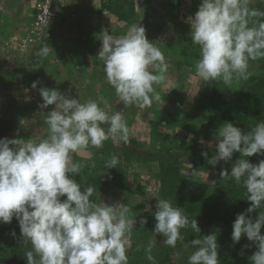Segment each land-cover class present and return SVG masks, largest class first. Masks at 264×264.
<instances>
[{"label":"clouds","instance_id":"obj_1","mask_svg":"<svg viewBox=\"0 0 264 264\" xmlns=\"http://www.w3.org/2000/svg\"><path fill=\"white\" fill-rule=\"evenodd\" d=\"M249 3L201 0L195 14L188 17L191 43L200 49L196 75L203 81L222 80L230 85L248 80L252 75L249 61L264 58V11L250 8ZM99 37L102 46L97 58L103 62L106 82L118 100L142 109L160 103L154 85L165 80L168 63L158 44L147 38L146 29L133 24L120 37L102 29ZM48 52L47 46L35 52L39 60L35 68ZM39 83L33 81L32 88ZM39 94L43 101L40 108L54 106L44 121L47 138L39 142L0 139V224H11L14 217L18 221L19 242L31 245L24 254L27 264H129L127 251L136 223V218H130L132 210L119 202H93L94 187L82 189L75 179L85 165L72 159L73 153L103 148L109 139L127 144L129 129L122 113L112 112V104L100 96L82 103L58 89L42 87ZM216 141L210 159L207 152L201 155L215 167L239 153L230 172L222 169L220 177L242 183L244 197L250 201V206L236 215L231 239L237 244L246 237L256 248L249 257L251 264H264V213L255 219L250 215L264 204V159L258 164L248 159L264 156V122L251 131L225 122ZM200 142L204 143L203 139ZM118 163L113 154L104 167L114 169ZM155 207L151 213L156 221L153 239L144 248L148 261L157 264L152 254L157 235L164 238L165 245L175 248L183 239L181 230L190 227L198 238L190 241L195 250L187 264H220L216 232L201 235L197 220H190L168 199H157ZM147 222L141 217V228ZM11 235L16 237V232Z\"/></svg>","mask_w":264,"mask_h":264},{"label":"trees","instance_id":"obj_2","mask_svg":"<svg viewBox=\"0 0 264 264\" xmlns=\"http://www.w3.org/2000/svg\"><path fill=\"white\" fill-rule=\"evenodd\" d=\"M186 1L188 0H148V2L146 0L147 7L145 12L143 9L145 4L141 8L143 14H140L141 12H139L137 7L139 0H98V4H93L96 7L95 9L91 8V10L98 13L97 18L102 16L115 17L120 28L122 26L125 30V32L117 30L115 34L116 30L113 31L111 29L109 34L113 35V37L123 36L133 24L139 25L140 18L145 21L144 23L142 22L143 27L150 28L153 31L159 32L166 27L169 30H173L175 43L168 39L162 40L160 49L166 58L168 66L171 65L182 71L181 79L183 80L181 82L183 87H181L180 79L176 72L173 83L166 82L167 79L165 78L160 84L154 85L161 96V102H156V106L161 111L160 115L162 120L165 121L166 132H168L162 134V138L156 141L157 146L153 145L151 150L144 153H133L132 150H126L123 153L118 145L109 139L104 142V146L101 149L90 147L84 152L87 155L85 157H80L73 153L74 160L85 165L80 174L75 176V179L81 184L82 189L92 186L94 189L99 188L101 192L115 194L118 191L111 188L114 179L121 178L119 181L123 185L128 179L126 176L127 169L138 161L155 163L157 164L160 177V197L158 196L157 199L170 200L174 207L182 208V211L188 214L190 220L196 219L201 229V235L216 232L220 264H251L249 257L256 251L253 243L246 237H242L237 244H233L231 239L232 225L236 215L244 212L250 206V201H247L246 197H244L246 189L242 183L237 184L234 179L223 180L220 177L222 169H228L230 172L231 164L238 158L239 153H234L232 161L228 163L221 161L215 167L208 164L207 159L201 153L207 152L208 159L215 153L217 131L225 122L233 123L241 128L242 131H251L257 124L264 122V58L249 61L248 70L252 75L248 80L234 81L230 85H225L222 80L205 82L199 78L197 87L193 88L192 84L188 85V79L196 74L195 65L196 61L200 59V49L196 45V51L192 56L185 47L181 46V49L178 47L179 42L182 43V41L183 44L190 43L192 45L190 31L185 34V31L181 30L180 26L178 27V20L182 18L180 14L182 9L185 10ZM192 2L193 4L195 3L192 7L187 8L186 6L188 11L183 17L185 21L189 16L195 14L201 0H192ZM82 4V0H71L69 8L73 9L76 14L74 19L68 15L61 16L59 23L67 22L68 19H70V22L62 27L57 25L55 29L48 30L46 32L47 36H34L33 41L24 46L28 47L32 44L34 47H32L33 49H26V55L24 54L22 58L25 64L19 63L21 59H18V55L20 57L22 53L12 55V61H14L16 66L14 69L16 74H20L23 79H26L25 85L20 81L13 83L15 87H22L23 85L26 86L25 90L30 91L33 89V81H39L41 83L38 84L39 86L42 85V82L45 84L47 81L45 80L44 82L42 80L43 68L40 69L39 67L37 69L34 67L39 62L35 52L41 46L49 48L47 56L41 60L39 65L46 66L43 69L46 70L50 54L55 53V57L51 60L53 62L62 61V55L67 56L64 54V47L73 41L74 38L71 33L76 34L79 38L84 37L82 40L85 42L91 40L90 37L93 35L91 31L83 29V27L87 28L90 26L89 23H87L88 26L85 24L86 19H84L87 15H85V12L89 10V7L86 6V3ZM249 7L264 11V0H250ZM33 8L34 14L31 17L29 26L25 28L26 30L21 35L22 37L25 36L27 30L32 28V24L35 21L37 11L34 6ZM71 20H75L78 23L74 21L73 23ZM249 26H251V23ZM64 27L69 30L66 31L63 29ZM147 32L149 31H146V36L148 35ZM17 38L15 39L17 40ZM94 38L98 37L94 35ZM10 41L11 39L1 38L0 44L5 42L9 44ZM5 46L8 48V45L5 44ZM10 48L12 49V45H10ZM59 52L60 54H58ZM18 66H23V69ZM251 66L254 68H250ZM95 67L98 69L97 72L102 71L101 66L97 65ZM51 80L55 81L53 76H51ZM5 82H9V78ZM113 92L111 91L110 95H107V98L112 102L117 99L113 97ZM36 93H38L36 94L38 97H41L39 91H36ZM116 102L113 106H117L119 110L126 106L120 101L116 100ZM168 105H170V108L166 107ZM135 108L141 109L137 106ZM112 112H117V108L112 109ZM10 128L0 120V139L7 137ZM170 131L175 134V138L171 139ZM201 139H203L204 143L200 142ZM113 154L119 158L117 168L109 169V174L93 170L90 165L93 160L98 162L109 160ZM248 159L251 163L258 164L261 159H264V156L254 155ZM186 165L190 166L193 172L190 174L183 173V168ZM213 173L215 174L213 178L211 176L207 181L204 179L203 176H210ZM138 177L139 175H136L134 180L137 181ZM90 199L96 202L95 193ZM125 205L132 210L130 218H136V223L132 230L133 235L131 236L133 241L131 240V247L129 248L131 251L128 257L129 264H152L146 259L144 248L153 239L152 231L156 223L155 218L152 214L149 217L141 215L128 202ZM155 206L156 203L153 205L152 212L156 210ZM260 213H264V204L250 215L255 219ZM141 217L147 218L148 221L143 228H141L139 223ZM13 230L16 232V237L11 235ZM261 234H264V229L261 230ZM181 235L183 239L177 241L175 248L165 245L163 243L164 238L157 235L152 251L157 264H187L188 256L195 250L191 246L190 241L198 238V234L188 227L181 230ZM20 240V228L15 217L11 224H0V262L3 264H27L24 254L26 251L31 250V245L24 246L19 242ZM246 244L250 245V247L244 248L243 245ZM243 248L244 250L240 251ZM179 250L183 252V257L178 255V259H175V253L177 254Z\"/></svg>","mask_w":264,"mask_h":264},{"label":"rangeland","instance_id":"obj_3","mask_svg":"<svg viewBox=\"0 0 264 264\" xmlns=\"http://www.w3.org/2000/svg\"><path fill=\"white\" fill-rule=\"evenodd\" d=\"M148 2V0H147ZM167 2V1H166ZM194 2V1H193ZM192 0L186 1L185 4V10L182 9L180 18L178 20V27L180 26L181 30L185 31V34H187L190 29V25L187 23V20H184V16L186 14L187 8L192 7L193 4ZM99 3V2H98ZM139 3V4H138ZM145 4V5H144ZM190 4V5H189ZM144 5V6H143ZM143 6L144 12L147 7L146 5V0H139L137 2V7L139 9L140 14H143V10L141 9ZM187 6V8H186ZM193 16V14L191 15ZM112 17V16H110ZM188 17V16H187ZM186 18V17H185ZM113 22H111V29L115 31V34L117 33V30L120 32H125L123 27L119 26L117 23V20L115 17L111 18ZM145 22L144 19L140 18L139 24H142ZM174 27V25H173ZM146 29L148 35L147 38L149 41L155 42L158 44L160 47L161 41L168 39L171 42H174V31L167 29L168 27L164 28L162 31L156 32L151 30L150 28L144 27ZM183 32V31H182ZM175 43V42H174ZM12 49L16 50L15 52H12L13 55H18V53H22L26 55V49L27 48H32V44L28 47H19L15 42H12ZM2 46V47H1ZM35 46V45H34ZM181 46L185 47L190 55H194L196 45L190 43H182L179 42L178 47L181 49ZM5 43L0 44V120L3 121L5 124L8 125L10 130L7 133L6 138H23L25 140L31 139L36 142H39L41 139H45L48 136V132L46 131V125L44 123L46 119V115L48 111L52 109L54 106H49L48 108H40L39 105L43 102L41 97H38V93H36V89H32L30 91L25 90L26 86H23L26 84V79H23L20 74H16L15 69V63L12 61V57L9 56L7 58H3V56H6L8 54L7 50L10 48L8 46L7 49ZM34 48V47H33ZM32 48V49H33ZM4 49V50H3ZM5 53V55H1ZM29 54V53H28ZM55 54V53H54ZM53 54V55H54ZM57 54V53H56ZM60 54V52L58 53ZM30 55V54H29ZM24 56V55H23ZM23 56L21 55L18 59H21L19 62L20 64H25L24 61H22ZM55 57V56H54ZM14 59V58H13ZM62 61H54L52 64H54V79L60 80L62 82V86H65L67 83L66 81L68 80V77L66 74L64 75L65 77H62L60 74H56L59 72H62L63 68L68 69L70 74L73 76H76L78 73L77 71L74 70V65L75 62L69 57V56H64L62 55ZM53 60V59H52ZM94 62V61H92ZM101 62V63H100ZM94 64V65H92ZM101 65L102 71L97 72V68L95 66ZM87 66V65H86ZM19 68L23 69V66H18ZM79 67V66H78ZM103 62L99 59L96 58L94 63L90 64V67L87 68L90 69V73L88 74L87 71H84V75L86 76V80L90 82V84H95V88H98L97 90L100 91L99 94L101 95V89H106L104 92L107 93V95H110L109 93L112 91L113 88L109 86L106 82V77L105 73H103ZM250 68H254L251 66ZM1 69H3L1 71ZM25 69V67H24ZM52 70V69H51ZM65 72V71H64ZM97 72V73H96ZM175 72L177 76L180 79L181 87H183V83L181 82L182 78V71L180 69H176L173 66H168V71L165 74L166 76V82L168 83H173L175 78ZM6 73V75H5ZM18 73V72H17ZM66 73V72H65ZM7 78H9V82L7 81ZM199 77L195 74L194 77H190L188 79L187 84L190 85L192 84L195 88L197 87ZM17 81L22 82V87H15L13 83H17ZM50 82L49 87L51 89V82L54 80H47ZM104 81V82H103ZM165 82V83H166ZM105 87H103V84ZM48 85V84H47ZM87 86V85H86ZM90 86V85H89ZM87 86V87H89ZM41 86L38 85V89ZM102 87V88H101ZM21 88V89H20ZM114 96L117 99L112 101H109V98L105 99L109 103L114 105V103H117L118 97L115 94V91L113 92ZM90 99H92V94H88ZM112 97V96H111ZM156 102H153L151 107H146V108H141V109H136L135 105H126L122 109H118L117 106H113L112 109L117 108V112H121L129 129V142L125 144L124 142H118L116 145L120 148L123 153L125 151H133V153H138V152H146L149 151L153 148L154 146H157V140L162 138V134H166V127H165V121L162 120V117L160 115V109L158 106H156ZM171 105V104H170ZM170 105L166 106L170 108ZM120 108V107H119ZM38 125V126H37ZM39 127V128H38ZM39 131V132H37ZM173 132L170 131L169 135L172 137L171 139L175 138V134H172ZM134 149V150H133ZM80 157H85L87 156L85 153H76ZM91 156V155H90ZM72 159L73 162H77L74 160V154H72ZM107 161V160H105ZM105 161H100L98 162L97 160H93L92 163H90L91 167L93 168L94 171H98L99 173L104 172L109 174V169H105L104 164ZM146 161V160H145ZM138 161L135 165L131 166L129 169H127V177L126 181L124 182L123 185H121L120 179H114L111 188L115 189L118 192H115V194H107L104 192H101L99 188H96L94 193L96 195V202L95 203H100L101 200L104 202L112 205L117 202L123 203L125 205L126 202L129 204L133 205L141 215L145 217H149L152 213V208L155 203H157L156 199L158 196L160 197V192H159V170L157 167V164L155 163H145L144 161L142 162ZM142 165V166H141ZM84 169V168H83ZM183 173H191L193 172L190 166L186 165L185 168H183ZM139 175V177L136 179L137 181L134 180L135 176ZM212 178L215 176V174H211L210 176H203L204 179L207 181V179ZM177 177V175H176ZM202 177V178H203ZM208 177V178H207ZM149 208V211L145 212L144 209ZM133 235V231L131 233V236ZM131 240L133 241L132 237H130V242ZM244 246V245H243ZM241 249L240 251H243ZM131 251L128 249L127 255L128 257L130 256ZM179 257H183V252L181 250L177 251V254L175 253L174 258L178 259ZM0 264H3L0 262Z\"/></svg>","mask_w":264,"mask_h":264},{"label":"crops","instance_id":"obj_4","mask_svg":"<svg viewBox=\"0 0 264 264\" xmlns=\"http://www.w3.org/2000/svg\"><path fill=\"white\" fill-rule=\"evenodd\" d=\"M73 1V0H72ZM33 3L34 0H0V39L1 38H5V39H11L12 41L14 40L15 42V38L19 37L23 34V32L26 30L25 28H27V26H29V22L31 21V17L33 16ZM82 3H86V6H88L89 10L87 12H85V17L84 19H86V23H89L90 26L85 28L83 27L84 30L89 29V31H91V33L93 35H91L92 37L91 40H89L88 42L83 41V38H79L77 37L76 34L71 33L72 37L74 38L73 41H71L69 44H66L64 47V54L69 56L74 62V70H76L78 73L76 76H73L72 74L69 73V71H67L68 69L63 68L62 72L56 73V74H60L62 77H65L64 75L66 74V76L68 77V80L66 81V85L62 86V82L60 80L55 79V81H52L51 83V89H58L59 91H61L62 93H65L67 95H69L72 98H78L80 100V102H84L87 99H90L88 94H92V99H95L97 96L103 97L104 99H107V93H105L104 91L106 90L101 89V95L99 94L100 91H98V88H95L94 86H96L95 84H90V82H88L85 78L86 76L84 75V71H87V73H90V70L88 69L90 67V64L93 63L92 61L95 62L96 58H97V54L99 52V47H100V43L101 41L99 40V35L101 33L102 29H107L108 32L111 30V22H113V20L111 19L112 17H98L97 18V14L96 12H93V10H91V8H94L96 6H94V3L98 4V0H82ZM82 4V5H83ZM66 18V17H65ZM63 21V20H61ZM72 22H76L75 20H71ZM70 22V19L67 20V22L63 21L62 23L58 22V27H62L66 24H68ZM73 22V23H74ZM64 23V24H63ZM63 24V25H62ZM88 26V24H87ZM66 31L69 30L67 28H63ZM94 35H96V37L98 38H94ZM76 38H75V37ZM86 40V39H85ZM91 42V43H90ZM90 43V44H89ZM2 47V46H1ZM7 49V48H4ZM3 49V50H4ZM1 50V49H0ZM16 50H13L11 48H8L7 52L8 54L6 56H3V58H7L9 56L12 57L13 53ZM3 51H1V55H5L2 54ZM24 54H22L23 56ZM51 55V56H50ZM50 60H49V64H47V68L46 70L45 67H43L42 65L40 66V69H42L43 76H42V80L45 82V80H50L51 81V76L54 77V68L53 70L52 67H54V64L52 60V58L54 57L53 54H50ZM21 56V55H20ZM101 63V62H100ZM88 68H87V66ZM79 66V67H78ZM86 66V67H85ZM101 66V65H99ZM46 71V72H45ZM66 73H65V72ZM53 75H52V73ZM66 78V77H65ZM104 82V81H103ZM41 84V83H40ZM48 84V85H47ZM50 82L47 81L45 82V84H43L42 82V87H49ZM89 87H87V86ZM103 87H105L104 83L102 84ZM97 87V86H96ZM102 88V87H101ZM37 91L38 90V86L36 88ZM110 101V100H109Z\"/></svg>","mask_w":264,"mask_h":264},{"label":"built area","instance_id":"obj_5","mask_svg":"<svg viewBox=\"0 0 264 264\" xmlns=\"http://www.w3.org/2000/svg\"><path fill=\"white\" fill-rule=\"evenodd\" d=\"M70 1L71 0H34L33 6L37 13L32 28L27 30L25 36L18 37L15 43L19 47H23L31 43L36 35L47 36L46 32L56 28L61 16L68 15L70 18L74 19L76 14L73 12V9L69 8ZM12 42H14V40H11L9 44L5 42V44L10 47V45H13ZM101 46L102 44L100 43L99 49Z\"/></svg>","mask_w":264,"mask_h":264}]
</instances>
